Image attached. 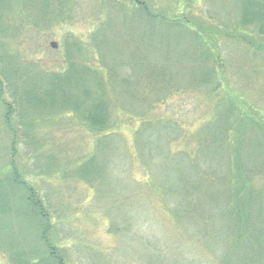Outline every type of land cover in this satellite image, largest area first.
Listing matches in <instances>:
<instances>
[{"label": "rangeland", "instance_id": "obj_1", "mask_svg": "<svg viewBox=\"0 0 264 264\" xmlns=\"http://www.w3.org/2000/svg\"><path fill=\"white\" fill-rule=\"evenodd\" d=\"M0 3V178L12 160L9 145L17 140L15 169L31 187L22 194L8 192L9 208L0 212V264H59V259L63 264H241L243 259L264 264V235L258 246L254 240L261 238L264 180L240 179L250 197L262 193L263 202L254 206H263V215L243 221L247 243L232 248L224 237L223 217L232 229L241 222L228 196L218 203L219 213L205 212L212 200L203 201L200 214L208 223L199 214L193 222L185 216L187 203L196 204L205 191L226 190L221 173L204 179L212 170L223 172L222 160L209 161L212 151L200 149L194 154L198 162L192 158L179 164L171 152L186 145H180L176 132L164 130L205 123L214 127L223 112L230 117L229 131L223 127L215 134H228L234 142L242 135L233 128L240 118L225 114L223 106L240 102L247 112L250 104L264 112V57L259 63L247 43L216 34L229 20H240L237 1ZM163 17L200 23L204 47L194 51L193 40L167 29ZM254 30L249 32L252 42H264ZM190 53L195 57H182ZM220 70L226 78L222 90ZM3 102L16 110L6 113ZM92 102L109 105L108 122L99 134L84 120ZM259 119L264 123V113ZM97 140L108 141L99 149ZM165 161L180 171L190 190L195 187L194 200L177 196L174 184L165 183ZM22 198H30V206ZM39 204L51 219L49 232L36 211ZM171 209L178 210L177 217L169 214ZM245 222L254 226L246 230ZM228 251L235 257L224 262Z\"/></svg>", "mask_w": 264, "mask_h": 264}, {"label": "trees", "instance_id": "obj_2", "mask_svg": "<svg viewBox=\"0 0 264 264\" xmlns=\"http://www.w3.org/2000/svg\"><path fill=\"white\" fill-rule=\"evenodd\" d=\"M222 1H237L240 7V20H229L226 23V27L221 28L220 32L217 31L216 34L218 35H223L225 36V40H235V39H241L247 45L248 47L255 51H257L255 54L252 56L254 57V60H258L260 63L262 57H264V42L259 43L258 41H253L250 38L249 32L251 30L253 31V35L257 34L259 36L264 35V0H222ZM2 5L0 3V9ZM167 19L165 24L167 25V29H172L174 32L177 34L191 38L193 40V46H194V51H198L199 47H204V41L203 38H201L198 35V29L199 26L202 25L197 22L189 21L190 18L187 17H181L180 19H175V17H170V18H165ZM235 21H237L235 23ZM190 24H194L191 26ZM198 28V29H197ZM200 28V29H201ZM252 28L249 32V30ZM226 33V35H224ZM200 37V38H199ZM249 37V39H247ZM250 40V41H249ZM236 41V40H235ZM242 45V44H241ZM259 52L261 54H259ZM259 54V55H258ZM187 56H192L195 57L194 55L186 54L183 55L182 57H187ZM252 60V61H254ZM220 70V81L218 82V90L221 89L224 86V83L226 81V78L224 76V73L222 74ZM215 73V72H214ZM214 76H217L215 73ZM217 78V77H216ZM3 81L0 79V97L2 96V89H3ZM100 91V90H99ZM21 93V92H20ZM244 97V96H243ZM22 103V102H20ZM55 102H46L45 104L47 105H52ZM95 103L93 106V109L90 111V113L87 115V117L84 118V120L92 127V130L97 132L96 134H99L105 130L106 124L108 122V109L109 105L108 102L100 103V102H92ZM25 104V103H23ZM17 105L18 107H21V105ZM44 104V105H45ZM247 104V102H246ZM2 105L4 106V109L7 112H12L13 110H16V106H12L10 104H6V102H3ZM198 108L200 106V102L197 104ZM250 108V112L254 113H259V117L262 116V113H264L262 110H256L253 105L250 104L247 105ZM165 107H168L166 105ZM223 110H226L225 114L228 113H235L239 118H240V123L234 124L233 128L239 127V132L242 134L236 141L231 142V138H229L228 134L226 135H219L216 136L215 132L216 131H222V128H226L225 132L227 133L229 131L228 127L225 125L226 120L230 117H227L223 114H219L221 117L218 119V124L217 126L211 127L208 126L205 123L203 125H199L195 128L193 126L190 127H173L168 129L167 127L164 128L166 131H171V133L176 132L174 136L178 137L180 140V145L184 146L186 145V148L181 147L176 151V153L171 152V155L176 157V159L179 161V164H182L185 160H191L193 158L194 162H198L199 160L195 159L194 154L195 151L197 150H203L209 152L212 151V154L207 157L209 161H216L217 158L219 160H222V164H220L222 171L223 172H218L217 170H212L213 173L211 174H205L204 179L206 181H210L212 179L216 178V175L214 174L215 172L221 173L219 179L222 181L224 192H215V193H208V191H205V193L202 195L201 199L195 200L196 204L192 203H187V208L185 209L186 212V218L190 219L191 222L192 220H195V214H200V209L203 207V201L210 199L212 200V203L209 204L208 208L205 209V212H218V203H221L220 200L223 198V196H228L231 200L233 201L234 207L237 209V216L236 220H238L240 225L236 224L235 229L231 228V224L229 223V218L223 217V219L226 221V226H222V229L224 230V237L230 239V243L232 245V248L236 247L239 248L242 244L245 245L247 241L245 240V235L241 234V229L243 225V221L247 220V218L251 217V215L254 217V214H258V216H262L263 212L261 211V208L263 206H258L255 207L254 205L259 202H263L261 199L263 196L262 193L261 195L255 196V198L250 197L247 193H245V186H242V181L240 179H245V181L249 180H254V179H262L264 180V123L258 118H255L250 112H247L245 110V107H242V103H238L237 105L233 103V105H224ZM204 112V110H200ZM199 112V111H198ZM234 116V114H233ZM9 122L8 116H7V123ZM19 130V129H18ZM23 127L20 128V133L23 132ZM91 130V131H92ZM97 130V131H96ZM17 133L15 132L14 135ZM18 135V134H17ZM24 134H19V138H22L20 136H23ZM203 140L205 141V145H201L200 141ZM102 140H97L96 143H98L97 147L99 149L103 148V146L106 144V142L100 143ZM21 143V142H20ZM19 142L17 140H12L9 147H10V156H11V161L8 166L5 167V174H3L2 178H0V212H5L9 208V194L8 192H11L12 190L20 191V193H26L28 192V189L31 187H27L26 183L23 180H19V173L15 169V164L13 157L17 151V145ZM220 154V156L218 155ZM197 156V155H196ZM95 158H93V161H95ZM218 160V161H219ZM163 167V173H164V180L166 182H171L174 184V187L176 189L175 194L177 196H185L189 200H194L195 194H196V189L195 187L193 190H190L188 188V183L185 179H182L183 177H180L179 172L174 171L175 166L170 165L168 162H164L161 164ZM93 167H96V164H93V166L90 169H93ZM88 168H86L87 170ZM10 170V171H9ZM9 171V173H8ZM105 173V169L102 170L101 174ZM214 175V176H213ZM201 175L199 174V177ZM200 178H203L202 176ZM192 180V179H191ZM190 180V181H191ZM233 180V183H230V181ZM98 181V180H96ZM95 181V182H96ZM90 182L88 179V174H87V183ZM93 183V182H92ZM173 187V186H172ZM29 189V190H30ZM233 190L234 193H231L230 190ZM33 191V190H32ZM156 192V191H155ZM29 193H31L29 191ZM238 195H242L240 197H237ZM255 200L253 205L250 203L251 201ZM22 204L24 205H29L30 203V198H22ZM28 202V203H27ZM230 204V202H228ZM30 206V205H29ZM35 207V206H34ZM38 210V216L41 220H43V226H44V231L49 232L51 228V219L49 218L48 215H46L42 211V206L39 204L37 206ZM133 205H130L128 209H132ZM29 215L30 209L25 208ZM178 210H173L172 209L169 211V214H172V217H177L175 214ZM178 213V212H177ZM219 213V212H218ZM204 223L210 222L209 219L205 216V213L201 216ZM208 220V221H207ZM228 220V221H227ZM201 221V220H200ZM222 220L220 219L219 223ZM113 222V221H112ZM229 223V224H228ZM114 224V223H113ZM112 224V227H113ZM261 228L258 230V234L261 237L260 239L254 238L256 241V246L257 244H260V242L263 240V233L261 232V229L264 228V217L263 220L261 221ZM235 225V224H233ZM232 225V226H233ZM254 225L246 224L245 222V227L246 230L249 229L250 227H253ZM42 229V230H43ZM40 228V231H42ZM113 230L116 231L118 234L119 232L117 231L116 227H113ZM42 231L41 235H43L45 232ZM231 232H233L234 238H231ZM239 232V234H238ZM115 233V234H116ZM237 234L240 238L237 239ZM41 242L44 240L43 237L40 236ZM197 240V239H196ZM250 242V241H249ZM231 246L229 247L228 250H230ZM250 249V248H249ZM248 249V250H249ZM54 250V249H53ZM52 254V253H51ZM227 257L223 259L224 262L230 261L233 259L235 256L230 254L229 251ZM227 259V260H226ZM52 260H54L52 258ZM58 260V259H57ZM244 261V263H243ZM59 262L63 263L62 260L59 259ZM241 264H246V260L240 261Z\"/></svg>", "mask_w": 264, "mask_h": 264}]
</instances>
